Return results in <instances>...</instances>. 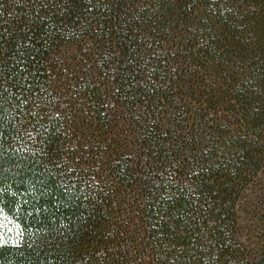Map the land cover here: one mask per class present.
I'll return each mask as SVG.
<instances>
[{"label":"trees","instance_id":"16d2710c","mask_svg":"<svg viewBox=\"0 0 264 264\" xmlns=\"http://www.w3.org/2000/svg\"><path fill=\"white\" fill-rule=\"evenodd\" d=\"M0 264H264V0H0Z\"/></svg>","mask_w":264,"mask_h":264}]
</instances>
